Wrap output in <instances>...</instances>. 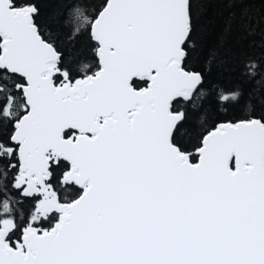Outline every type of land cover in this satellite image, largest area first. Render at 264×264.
I'll list each match as a JSON object with an SVG mask.
<instances>
[{
  "label": "snow or ice",
  "instance_id": "6c2138e0",
  "mask_svg": "<svg viewBox=\"0 0 264 264\" xmlns=\"http://www.w3.org/2000/svg\"><path fill=\"white\" fill-rule=\"evenodd\" d=\"M193 31L190 0H0V264H264V62L211 83Z\"/></svg>",
  "mask_w": 264,
  "mask_h": 264
},
{
  "label": "trees",
  "instance_id": "16d2710c",
  "mask_svg": "<svg viewBox=\"0 0 264 264\" xmlns=\"http://www.w3.org/2000/svg\"><path fill=\"white\" fill-rule=\"evenodd\" d=\"M68 0H40L44 13L59 12ZM194 24L192 41L189 43L190 54L188 66L193 70L204 71L211 83L230 88L234 82H241L245 88H252L241 77L242 63L245 59L255 58L264 62V33L257 30L255 35L241 37L235 29L229 31L228 24L232 17L239 12L240 5L234 0H190ZM246 7L256 11L264 9L259 0H245ZM68 47L72 45L69 42ZM209 68L211 71L209 72ZM207 87V85H206ZM242 117L240 109L230 113ZM199 113H189L190 123H198ZM217 122V115L212 112L207 118L208 125ZM199 130V129H198Z\"/></svg>",
  "mask_w": 264,
  "mask_h": 264
}]
</instances>
